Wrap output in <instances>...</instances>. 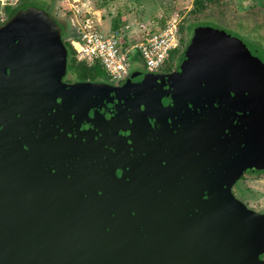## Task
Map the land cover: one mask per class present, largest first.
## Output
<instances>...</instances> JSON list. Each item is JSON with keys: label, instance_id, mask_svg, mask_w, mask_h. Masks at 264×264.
<instances>
[{"label": "water", "instance_id": "1", "mask_svg": "<svg viewBox=\"0 0 264 264\" xmlns=\"http://www.w3.org/2000/svg\"><path fill=\"white\" fill-rule=\"evenodd\" d=\"M38 1L0 23V264H264L233 192L264 175L261 59L200 25L170 72L68 82Z\"/></svg>", "mask_w": 264, "mask_h": 264}, {"label": "rangeland", "instance_id": "2", "mask_svg": "<svg viewBox=\"0 0 264 264\" xmlns=\"http://www.w3.org/2000/svg\"><path fill=\"white\" fill-rule=\"evenodd\" d=\"M193 2L194 0H60L54 2L50 10L56 19L67 25L65 36H69V41L80 35L79 24L86 21L101 32L108 33L113 28L114 21L121 26L132 23L138 30L155 29L166 19L179 15L181 27L184 26V33L181 31L184 43L187 41V31L191 39L197 26L216 27L238 37L251 50L250 53L264 63V0H227L224 5L214 6L200 15L191 13ZM202 19L207 20L200 22ZM191 22L195 23L190 24ZM174 60L179 61V55ZM146 69L145 61L135 55L131 71L143 76L147 74ZM167 70L166 72L172 71ZM105 81L112 80L107 75ZM245 185L239 180L233 187L234 194L249 206L263 212L264 175L248 179Z\"/></svg>", "mask_w": 264, "mask_h": 264}, {"label": "built area", "instance_id": "3", "mask_svg": "<svg viewBox=\"0 0 264 264\" xmlns=\"http://www.w3.org/2000/svg\"><path fill=\"white\" fill-rule=\"evenodd\" d=\"M22 0H0L2 7H14ZM181 18L170 17L164 26L155 29L133 27L126 23L103 33L88 21L80 24V39L73 41L78 58L88 63L99 62L115 82L131 72L134 54L138 52L147 69L160 71L167 63L170 52L179 43Z\"/></svg>", "mask_w": 264, "mask_h": 264}, {"label": "trees", "instance_id": "4", "mask_svg": "<svg viewBox=\"0 0 264 264\" xmlns=\"http://www.w3.org/2000/svg\"><path fill=\"white\" fill-rule=\"evenodd\" d=\"M28 0H22V2H27ZM30 1V0H29ZM49 1L52 7V4L54 2H58L60 0H46ZM227 2V0H194L193 2V8L191 9L192 14H203L205 11L210 10L214 6L220 7L221 5H224ZM13 7H2L0 5V13H4L5 15H9L12 13ZM51 11V10H50ZM210 19V18H209ZM161 26H164L166 21ZM1 23V21H0ZM113 28H119L121 27L120 24L114 21ZM181 31L184 33V26L181 27ZM69 36H63L65 45L68 49V71L65 76V80L68 82H75V81H105L106 76L109 74L106 72V70L102 67L101 63L94 62V63H88L86 61H82L78 58L77 50L75 46L73 45V41L79 40L80 35H76L73 39L70 41L68 40ZM184 43V36L181 35V41L180 44L172 49L170 52V57L166 63V65L161 70H167L172 69L174 66V57L177 58V56L182 52V44ZM185 44V43H184ZM136 56L140 57V54L136 52ZM134 55V57H135ZM134 59V58H133ZM107 74V75H105ZM109 79L110 76H109ZM112 80V79H111ZM112 80L111 82H113Z\"/></svg>", "mask_w": 264, "mask_h": 264}, {"label": "flooded vegetation", "instance_id": "5", "mask_svg": "<svg viewBox=\"0 0 264 264\" xmlns=\"http://www.w3.org/2000/svg\"><path fill=\"white\" fill-rule=\"evenodd\" d=\"M5 13V12H4ZM4 13H0V21H2L7 15H5ZM182 22V21H181ZM80 25V24H79ZM180 41H181V23H180V30H179V44H180ZM182 52L184 51V49H185V44L183 43L182 44ZM181 52V53H182ZM181 53L179 54V57H180V55H181ZM178 60V59H177ZM175 64H174V66H173V68L171 69V70H173V69H175L176 67H177V65H178V61H176V62H174ZM166 71H168V70H160V72H166ZM245 175H247V174H245ZM245 175L243 176V178L241 179V181L243 182V184H244V186H246L245 185V182L246 181H248V179H251V178H253V177H255V176H259V174H257V173H254V174H249V176H246L245 177ZM251 190V189H250ZM252 192V191H251ZM253 193V192H252ZM236 196V195H235ZM251 206V205H250ZM251 208H253V209H255L253 206H251ZM256 210V209H255ZM264 212V211H263Z\"/></svg>", "mask_w": 264, "mask_h": 264}, {"label": "crops", "instance_id": "6", "mask_svg": "<svg viewBox=\"0 0 264 264\" xmlns=\"http://www.w3.org/2000/svg\"><path fill=\"white\" fill-rule=\"evenodd\" d=\"M144 25V24H143ZM133 26H134V24H133Z\"/></svg>", "mask_w": 264, "mask_h": 264}]
</instances>
